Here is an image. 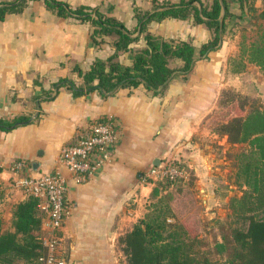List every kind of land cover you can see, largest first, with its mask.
Returning <instances> with one entry per match:
<instances>
[{"label":"crops","instance_id":"crops-1","mask_svg":"<svg viewBox=\"0 0 264 264\" xmlns=\"http://www.w3.org/2000/svg\"><path fill=\"white\" fill-rule=\"evenodd\" d=\"M67 1L75 6H100L138 36L130 44L132 48L146 45L145 33L137 29L136 8L149 10L153 0ZM237 6L239 0H230L232 18L237 16ZM148 28L167 38L191 40L196 46L213 35L205 23L193 18L154 19ZM91 31L89 21L60 16L44 0H30L22 11L0 20V116H36L40 112L34 122L8 131L0 128V209L5 210L0 215L5 221L3 228H12L13 206L29 194L21 179L61 168L70 181L67 216L57 230L64 264H127L119 237L146 211L155 183L145 179V173L153 164L181 158L201 185L205 216L227 214L226 203L233 192L222 184L229 183L224 179L228 176V138L221 139L207 117L221 90L230 84L228 58L236 49L232 34L226 32L219 48L208 58L197 60L188 78H174L161 95L144 84L121 88L108 97L99 90L74 96L62 88L55 99L37 105L34 96L72 74L73 64L88 69L96 57L107 58L115 52L114 36L106 35L101 44H95ZM119 59L131 64V51H122ZM101 118H113L120 126L114 156L89 180L76 183L58 160L61 148ZM18 159L27 162L22 170L14 168ZM41 211L42 233L49 235L47 212Z\"/></svg>","mask_w":264,"mask_h":264},{"label":"trees","instance_id":"trees-1","mask_svg":"<svg viewBox=\"0 0 264 264\" xmlns=\"http://www.w3.org/2000/svg\"><path fill=\"white\" fill-rule=\"evenodd\" d=\"M30 0H0V20L13 12L22 11ZM151 9L136 8L137 29L145 33L146 45L132 48L138 39L126 24L106 13L100 6L73 5L67 0H44L47 7L63 17H76L92 24L91 38L101 44L106 35L115 37L116 50L107 58L96 57L88 69L73 64L72 74L52 82L50 88H42L35 95L37 105L44 100L55 99L62 88L69 89L74 96L99 90L104 97L116 94L121 88H134L144 84L154 94H163L176 77L188 78L197 60L208 58L209 53L220 47L234 15L230 0H153ZM246 12L256 11L253 0H239ZM193 18L196 23H205L213 31L212 38L201 46L183 38H167L152 33L148 24L165 17ZM241 16H243L241 14ZM264 20V8L258 13ZM130 50L132 63L119 59L122 51ZM248 63L258 65L264 73V28L258 39L242 40L240 52L232 57L233 72H242ZM76 74V75H74ZM80 77V80H77ZM229 94L220 104H230L229 110L242 109L248 99L233 89H223ZM240 99L239 104L233 102ZM219 104V105H220ZM32 114L0 116V128L11 130L37 120ZM220 135H227L231 143H247L237 154L236 184L241 194L232 195L226 206L231 212L222 225V240L218 248L226 253L222 264H264V106L253 105L244 115H236L213 128ZM183 165L188 170L186 162ZM189 172V170H188ZM193 172L187 178L171 180L164 178L155 183L146 211L132 229L119 237L127 264H218L198 247V228L203 222L191 223V218L181 219L172 204L171 186L192 184ZM187 186V185H186ZM1 196V189H0ZM40 198L29 193L16 202L12 209V228H3L0 215V264H44L42 257L47 248L42 239L43 213ZM222 219V220H221ZM218 221H224V218ZM195 220V219H194ZM225 229V230H224Z\"/></svg>","mask_w":264,"mask_h":264},{"label":"built area","instance_id":"built-area-1","mask_svg":"<svg viewBox=\"0 0 264 264\" xmlns=\"http://www.w3.org/2000/svg\"><path fill=\"white\" fill-rule=\"evenodd\" d=\"M120 138V126L113 118L96 119L76 137L65 143L59 154V162L71 173L76 183L89 180L96 170L110 162ZM27 166L25 159L14 163L15 169ZM188 170L181 158L168 163L153 164L145 173V179L156 183L164 178L176 180L188 177ZM21 184L29 193L40 198V208L47 212L51 234H43V243L47 248L42 257L44 264H64L61 237L57 230L64 224L68 212L67 192L70 186L69 176L61 168L39 174H28Z\"/></svg>","mask_w":264,"mask_h":264},{"label":"rangeland","instance_id":"rangeland-1","mask_svg":"<svg viewBox=\"0 0 264 264\" xmlns=\"http://www.w3.org/2000/svg\"><path fill=\"white\" fill-rule=\"evenodd\" d=\"M256 5V11L254 12H245L244 16H241L242 7L235 8L236 9V18L230 19L228 24L227 32L232 34V42L233 46L236 49V53L232 54L228 58V68H229V82L230 84L225 85V89H233L234 91L242 94L243 99L246 97L249 101L241 111H238L240 108H233L229 110V103L224 104L219 103V99L222 94V89L220 92V96L217 100V104L214 107L213 111L208 115V124L211 125L212 128L219 127L221 122L231 119L236 115H244L247 110L250 109V103L253 105H262L264 106V73L260 70L258 65L253 63H248L247 68L242 72H233L231 67L233 64H229V61L232 57H235L240 52V42L245 40L247 42L253 41L259 38L263 28H264V20L258 17V13L264 8V0H253ZM231 7L234 9V5L231 4ZM229 94H224L223 99L227 98ZM239 97L234 99L233 102L235 104H239ZM220 104V105H219ZM237 104V105H238ZM221 139H227L228 136L220 135ZM219 136V137H220ZM225 142V141H224ZM247 147V143H231L228 140L226 147V156H227V167H228V176H225L224 179H228L229 183L223 182L227 190H233L232 195L241 194V190L238 188L235 180H236V172H237V154L243 149ZM223 147L221 146V150ZM192 184L179 185L181 186H171L170 192L172 193V204L177 213V215L181 219L191 218V223L196 221V224L199 221L203 222V225L199 230V238L201 241L198 245L200 250L215 260L218 264H222L225 260L226 253L224 251L219 250L218 242L222 240L223 228L222 225L226 222L225 216L231 212V209L228 208L227 214H220L213 217L205 216L206 206H204L202 198L204 197L203 191L200 189L201 185L196 183V178L192 179ZM227 192V191H226ZM1 213L5 210H1ZM2 216V215H1ZM205 216V217H204ZM224 218V221H218V219ZM195 219V220H194ZM199 220V221H198ZM222 220V219H221ZM3 219V223H4ZM4 225V224H3ZM225 230V229H224Z\"/></svg>","mask_w":264,"mask_h":264}]
</instances>
